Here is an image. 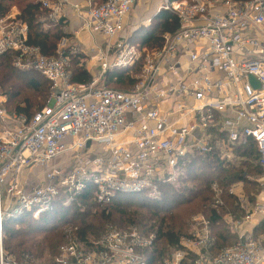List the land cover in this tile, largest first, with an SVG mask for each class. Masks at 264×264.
<instances>
[{
  "label": "built area",
  "instance_id": "1",
  "mask_svg": "<svg viewBox=\"0 0 264 264\" xmlns=\"http://www.w3.org/2000/svg\"><path fill=\"white\" fill-rule=\"evenodd\" d=\"M139 1L39 0L48 13L45 27L67 24L70 10L80 23L77 35L105 39L88 53L98 72L85 85L72 81L66 39L47 57L29 44L19 10L0 15V56L12 54L16 69L40 74L52 90L31 117L9 112L0 96V264H17L4 246L7 221L26 214L39 219L56 201L69 207L88 189L101 206L118 197L157 199L163 185H177L196 154L239 165L235 149L251 142L264 169V0H160L157 13L174 14L181 27L164 33L157 50L127 35ZM139 64L132 90L105 85L110 71ZM256 181L264 187V177ZM212 191L222 206L216 183ZM229 192L245 213L241 221L225 217L238 242L209 256L210 221L197 215L191 237L161 264H264V232L240 231L264 216V201L251 203L244 182ZM154 244L155 235L135 226L109 227L88 245L61 246L54 264H149Z\"/></svg>",
  "mask_w": 264,
  "mask_h": 264
},
{
  "label": "trees",
  "instance_id": "2",
  "mask_svg": "<svg viewBox=\"0 0 264 264\" xmlns=\"http://www.w3.org/2000/svg\"><path fill=\"white\" fill-rule=\"evenodd\" d=\"M13 4L19 5L21 19L29 26V44L39 47L47 57L55 56L61 41L69 37L65 30L67 24L61 22L45 27L48 13L42 9L39 0H0V15L8 13ZM180 27L174 14L161 11L153 17L148 28L138 29L132 40L151 50L161 49L164 33H176ZM82 60L83 56L73 55L71 61L72 81L79 85L93 81ZM140 67L139 64L133 69L110 71L105 76V85L116 90H132L137 83L133 75L140 73ZM35 73L16 69L12 54L0 56V93L8 99L6 108L9 112L31 117L47 105L45 98L51 94V83L43 76L45 82L39 81ZM37 97L41 98L38 103ZM235 155L240 158L239 165H227L214 154H196L188 161L177 185H163L157 199L145 195L118 197L112 204L101 208L88 189L69 207L61 200L56 201L53 209L39 219L26 214L9 220L4 226L5 249L17 264H42L47 255L53 258L54 264L60 247L73 239L81 245H88L91 238H100L108 225L119 226V229L135 226L144 236L155 235L154 247L146 254L147 261L161 264L179 248L183 238L191 237L190 220L194 215L202 214L210 221L215 239L208 254L216 257L238 242V235L227 225L225 217L231 215L237 221L245 217L236 197L229 192L231 186L244 182L246 196L253 204L256 195L262 191L256 179L264 177V169L257 165L254 143L237 147ZM214 183L223 192L222 206L215 205ZM263 232L264 219L255 234Z\"/></svg>",
  "mask_w": 264,
  "mask_h": 264
},
{
  "label": "crops",
  "instance_id": "3",
  "mask_svg": "<svg viewBox=\"0 0 264 264\" xmlns=\"http://www.w3.org/2000/svg\"><path fill=\"white\" fill-rule=\"evenodd\" d=\"M155 3L158 4V6H157V8H158L160 6V0H141V1H139L138 5L135 7V9L133 10V12L131 14V18L133 19L134 26L138 25L141 21H144V20L146 21V23L142 26H139V28H136V26H135L132 29L133 30L132 34L136 33V31L138 29H140L141 27H145L148 24V22L150 20L152 21L153 17L157 14V13L155 15L153 14L151 19L146 18V19H142L140 21H137L136 16H137V13L140 12L139 9L141 8L142 9L141 11H144V9H146L145 11H148L152 6H154ZM155 11H156V9L154 11H152L150 13V15ZM68 16H69V19H68L67 27L68 28L70 27V29H72V33H75L76 31H78L80 29V23L75 18V16L72 15V11H70V10L68 11ZM135 21H137V22H135ZM78 40H79L80 46L84 47V49L86 51L85 56L87 57L86 61L88 62L86 69L92 74V76L94 78V77H96L97 72H98L97 64L95 63V61L89 60V56L87 54L90 52L91 48L94 46L95 43L102 45L105 42V39L99 35L92 36V35L84 32V33L80 34V37L78 38ZM185 63H187V59L183 58L182 64L184 65ZM260 187H261L262 191L260 194L256 195L255 201H260V200L264 201V187H262L261 185H260ZM263 219H264V216H262V217L261 216H255L251 222L245 223L241 227L240 231L242 233L245 231H255V229L257 228V226L261 223V221Z\"/></svg>",
  "mask_w": 264,
  "mask_h": 264
},
{
  "label": "rangeland",
  "instance_id": "4",
  "mask_svg": "<svg viewBox=\"0 0 264 264\" xmlns=\"http://www.w3.org/2000/svg\"><path fill=\"white\" fill-rule=\"evenodd\" d=\"M157 6H158V4H154V6H152L148 11H145L146 9H144V11H141L142 9L140 8L139 10H140V12L139 13H137V16H136V19H137V21H140V20H142V19H146V18H149V19H151L152 18V15L154 14H156L157 13V11H158V9H159V7L157 8ZM12 9H17V10H19L20 11V7H19V5H17V4H13V5H11L10 6V10H12ZM156 9V11L155 12H153L151 15H150V13L152 12V11H154ZM137 21H135V22H137ZM146 23V21L144 20V21H141L138 25H135L136 26V28H139V26H142V25H144ZM134 26V23H133V19L131 18V22H130V27H127V29H126V31H127V35L128 36H130L131 34H132V32H133V28L135 27ZM146 28V27H145ZM65 30H66V32L68 33V35H69V37L68 38H66V40H67V44H66V49H64L66 52H65V54L66 55H68V56H70V61H72V56L73 55H81V56H83V60H82V64L85 66V67H87V65H88V62L86 61V51H85V49H84V47H82V46H80V43H79V40H78V38L80 37V35H77L76 33L77 32H75V33H72V29H70V27L68 28H65ZM138 31V30H137ZM147 50H151V49H148L147 48ZM88 55V54H87ZM89 60H90V56H89ZM70 71H72L73 70V64H72V62H71V66H70ZM30 72V71H29ZM137 75H139V73L138 74H134L133 75V77L135 78ZM39 81H41V82H45V80L42 78V76H40V75H38V74H36L35 73V75H34ZM51 95V94H50ZM50 95H49V97H48V99H47V97L45 98V101H46V104L48 103V101H49V98H50ZM0 96L1 97H3L5 100H6V105H8V99H7V97L5 96V95H3V94H1L0 93ZM41 101V98L40 97H37L36 98V102L38 103V102H40ZM100 207L101 208H104V206H101L100 205ZM84 209V208H83ZM200 215H202V214H200ZM195 216H197V215H194L193 217H195ZM193 217L191 218V220H190V233H191V230H192V222H193ZM109 227H114V228H118L119 229V226H116V225H108L106 228L108 229ZM107 229L105 230V231H107ZM104 233V232H103ZM102 233V234H103ZM99 238V237H98ZM97 237H93V238H91L90 239V242H92V241H96L97 239H98ZM75 239H73V240H71V241H74ZM71 241H69V242H71ZM69 242H67V243H69ZM66 244V243H65ZM7 255H8V253H7ZM10 259H12V258H10ZM52 261H53V258L50 256V255H47L46 256V258L43 260V262H42V264H52Z\"/></svg>",
  "mask_w": 264,
  "mask_h": 264
},
{
  "label": "water",
  "instance_id": "5",
  "mask_svg": "<svg viewBox=\"0 0 264 264\" xmlns=\"http://www.w3.org/2000/svg\"><path fill=\"white\" fill-rule=\"evenodd\" d=\"M253 81V80H252ZM253 83L256 85V83L253 81Z\"/></svg>",
  "mask_w": 264,
  "mask_h": 264
}]
</instances>
